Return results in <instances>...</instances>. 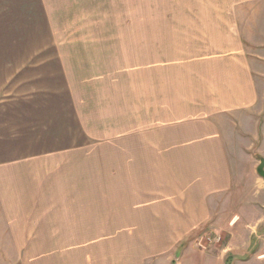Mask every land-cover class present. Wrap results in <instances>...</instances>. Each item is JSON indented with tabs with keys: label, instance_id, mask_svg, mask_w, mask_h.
Listing matches in <instances>:
<instances>
[{
	"label": "rangeland",
	"instance_id": "374dc122",
	"mask_svg": "<svg viewBox=\"0 0 264 264\" xmlns=\"http://www.w3.org/2000/svg\"><path fill=\"white\" fill-rule=\"evenodd\" d=\"M246 1L46 0L55 41L67 44L60 56L73 73L78 70V80L69 84L84 105V130L77 145L58 146L25 168L34 181L27 196L47 208L45 216L39 211L45 223L29 227L34 232L25 264H39L45 246L63 251L62 264H177L187 247L200 253H189L186 264L227 254L232 227L224 222L235 211L151 207H172L170 192L181 189L176 182L191 152L190 126L201 125L204 138L209 136L212 106L230 110L237 104L240 75L255 89L263 85L241 62L263 56L262 50L246 49L240 33L238 19L245 25L249 17L237 9H249ZM261 2L253 0L255 9ZM260 25L258 34L264 32ZM255 156L259 166L264 156ZM200 165L205 170L204 157L194 163ZM74 175L78 194L54 189ZM70 198L79 208L73 213L61 207ZM56 223L65 224L61 238ZM40 230L55 231L62 241L44 242ZM258 243L251 242L254 252ZM252 253L228 257V264H264V255L252 261Z\"/></svg>",
	"mask_w": 264,
	"mask_h": 264
},
{
	"label": "crops",
	"instance_id": "0c3cea01",
	"mask_svg": "<svg viewBox=\"0 0 264 264\" xmlns=\"http://www.w3.org/2000/svg\"><path fill=\"white\" fill-rule=\"evenodd\" d=\"M261 1L257 9L253 0L246 1L249 9H237L241 17H249L245 25L237 18L240 33L248 43L246 49L262 50L263 56H258L255 63L248 62L249 57L241 61L254 69L257 81L264 79V32H256L257 25L262 27L261 21L264 25V0ZM50 15L46 0H0V264H25L24 257L31 254L26 243L31 242L30 231L34 232L29 227L45 223V220L41 223L39 211L43 210L41 215L45 216L47 208H40L35 204L37 198L31 201L27 196L34 181L25 176V168L45 152L53 153L58 146H73L82 140L84 127L80 115L83 119L84 105L78 100L79 90L69 84L78 80V70L73 73L69 61L60 56L59 50L67 44L55 41L56 30ZM249 37L254 38L249 41ZM67 49L76 50L73 46ZM243 77L240 75L238 81L235 106L230 110L218 108L217 104L212 106L214 116L206 124L209 136L205 133L204 138L202 120L193 122L200 125L198 128L190 126L191 152L184 156L186 169L176 182L181 189L175 188L167 199L172 200V207L169 204L151 207L235 211L224 222L232 227V248L221 258H201L200 264H205V259L212 264H228V257L250 251L252 261L264 255V181L257 173L255 156L258 151L264 156V80L255 89ZM200 157L205 158V170L201 165L194 166ZM171 160L177 161V158ZM205 185L207 188L203 190ZM54 189L78 194L76 176L66 177L61 187L54 186ZM76 203L70 198L61 207L73 213L79 210ZM146 208L150 207L143 206ZM32 216L35 222L31 221ZM62 224H55L58 230L60 226V238ZM55 233L40 230L39 239L62 241ZM244 239L250 242L247 246L234 247V243ZM251 242H259L255 252ZM260 245L263 252L259 250ZM44 251L39 264H62L61 249L45 246ZM194 251L187 247L177 264H186L188 254ZM250 262L248 259L247 263Z\"/></svg>",
	"mask_w": 264,
	"mask_h": 264
},
{
	"label": "water",
	"instance_id": "95a60500",
	"mask_svg": "<svg viewBox=\"0 0 264 264\" xmlns=\"http://www.w3.org/2000/svg\"><path fill=\"white\" fill-rule=\"evenodd\" d=\"M257 173L264 180V159L260 160V165L257 168Z\"/></svg>",
	"mask_w": 264,
	"mask_h": 264
}]
</instances>
